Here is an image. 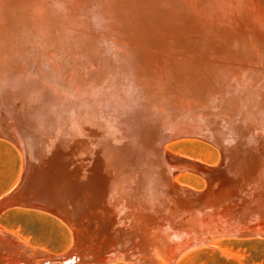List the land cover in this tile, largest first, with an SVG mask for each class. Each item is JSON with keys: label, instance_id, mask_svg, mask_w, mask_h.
<instances>
[{"label": "rangeland", "instance_id": "obj_1", "mask_svg": "<svg viewBox=\"0 0 264 264\" xmlns=\"http://www.w3.org/2000/svg\"><path fill=\"white\" fill-rule=\"evenodd\" d=\"M224 1L264 37V0ZM5 2L10 12L0 37V264H208L221 257L264 264L252 256L264 255V99L261 104L256 90L264 64L198 49L193 30L203 16L181 0ZM155 62L165 66V82ZM211 82L217 91L206 96ZM91 107L97 115H89ZM172 114L178 115L170 122L177 124L173 132L166 117ZM138 163H158V170L147 172L157 179L127 191L116 183L117 171Z\"/></svg>", "mask_w": 264, "mask_h": 264}, {"label": "bare ground", "instance_id": "obj_2", "mask_svg": "<svg viewBox=\"0 0 264 264\" xmlns=\"http://www.w3.org/2000/svg\"><path fill=\"white\" fill-rule=\"evenodd\" d=\"M5 1H9V0H0V37L3 35V29L4 28H6V27H9V20L7 21V19H8V16H9V9H8V7L6 8V4H8L7 2H5ZM12 1V0H11ZM181 2L182 3H184L185 5H186V7H191V8H193L195 11H194V13H196V15L197 16H203V18H201L200 19V22H199V24L198 25H195L194 26V33H196V34H198V37H197V39H196V45H197V47H198V49H200V50H205L206 52H214V53H217V54H221L222 52H226V53H228V51H230V52H234V53H236V55L234 56L235 58V61H239V59H240V56L241 57H243L244 59H246V61L247 62H249L250 64H254V63H256L257 61H259L260 60V62H262L263 64H264V37L261 35V33H260V31L255 27V25L254 24H252V23H250L249 21H247V20H245V18L243 17V15H242V12H241V10L240 9H237V8H235L234 6H232L228 1H224V0H208V1H201V0H181ZM2 7H4V8H2ZM168 16V18L171 20V18H170V15H167ZM40 18V17H39ZM113 40V39H112ZM51 53V52H50ZM49 53V54H50ZM229 54V53H228ZM4 57H6V56H4ZM49 57V56H48ZM48 57L46 58V59H48ZM7 58V57H6ZM2 59V58H1ZM33 59V58H32ZM2 61V60H1ZM4 61V60H3ZM10 61V60H9ZM8 61V59H7V62L8 63H10ZM15 61V60H14ZM37 61V60H36ZM6 62V63H7ZM16 62H18V61H16ZM12 63V62H11ZM36 63V62H35ZM156 64H154L155 66H156V68H159V71H160V74L164 77L163 78V81L165 82L166 80V74H162V73H164L165 72V70L166 69H164L165 68V66L163 65V64H157V62H155ZM1 64V63H0ZM3 64V63H2ZM3 65H5V64H3ZM15 64H13V66H14ZM6 66V65H5ZM1 67V66H0ZM4 67V66H3ZM2 67V68H3ZM7 67H9V65L7 66ZM7 67H6V69H7ZM16 67H17V65H16ZM2 68H0V69H2ZM19 68V67H18ZM32 68V67H31ZM5 69V68H4ZM3 69V70H4ZM2 70V71H3ZM7 71H9L8 69H7ZM7 71H6V73H7ZM9 72H11V71H9ZM98 73V77L99 78H101L102 77V73H100V71H97ZM166 73V72H165ZM71 74V73H70ZM115 74V73H114ZM5 75V74H4ZM11 75V74H10ZM19 75V74H18ZM33 76V75H32ZM115 76V75H114ZM178 76H180V75H178ZM8 77V76H7ZM12 77V76H11ZM18 77V76H17ZM36 77V76H35ZM69 77V76H68ZM110 77V76H109ZM19 78H21V77H19ZM30 78V77H29ZM57 78V77H56ZM62 78V77H61ZM158 78V77H157ZM2 79V78H1ZM10 79V78H9ZM22 79H23V77H22ZM21 79V80H22ZM174 79V78H173ZM244 79H248V77H247V75L244 77ZM16 80V79H15ZM19 80V79H18ZM29 80V79H28ZM27 80V81H28ZM38 80V79H37ZM40 80V79H39ZM70 80V79H69ZM106 80V79H105ZM127 80V79H126ZM129 80V79H128ZM259 80H260V82L261 83H259L258 84V86H256V90L258 91V93H261V95L259 96V97H261L260 98V103L262 104L263 103V99H264V72H262V74H261V76H260V78H259ZM22 81H24V80H22ZM36 81V80H35ZM84 81V80H83ZM106 81H109V79H107ZM131 81V80H130ZM150 81V80H149ZM178 81V80H177ZM212 81V80H211ZM4 82H5V80H4ZM9 82V81H8ZM17 82V81H16ZM26 82V81H25ZM25 82H24V84H25ZM30 82V81H29ZM59 82V81H58ZM77 82V81H76ZM93 82V81H92ZM96 82V81H95ZM7 83V82H6ZM20 83V82H19ZM27 84H28V82H26ZM44 83V82H43ZM73 83V82H72ZM78 83V82H77ZM102 83V82H101ZM105 83H107V82H105ZM132 83V82H131ZM8 84V83H7ZM11 84V83H10ZM35 83H33L32 84V86L34 85ZM71 84V83H70ZM90 84V83H89ZM88 84V88L91 86V84L89 85ZM134 84V83H133ZM164 84V83H163ZM162 83H161V85H163ZM6 85V84H5ZM12 85V84H11ZM13 85H14V83H13ZM18 85V84H17ZM16 85V86H17ZM20 85V84H19ZM45 85V84H44ZM44 85H42V86H44ZM49 85V84H48ZM68 85V84H67ZM75 85H76V83H75ZM79 85V84H78ZM100 85V81L97 83V86H99ZM8 86V85H7ZM30 86H31V84H30ZM30 86L28 87V85H27V87L28 88H30ZM31 86V87H32ZM35 86V85H34ZM71 86V85H70ZM144 86V85H143ZM173 86H174V88H180L181 89V86H179V85H176V84H173ZM12 87H14V86H12ZM21 87V86H20ZM45 87V86H44ZM43 87V88H44ZM48 87V86H47ZM52 87V86H51ZM50 87V88H51ZM68 87H69V85H68ZM6 88V87H5ZM18 88V87H17ZM16 88V89H17ZM22 88H24V85H23V87ZM21 88V89H22ZM34 87H32L31 89H33ZM42 88V87H41ZM43 88H42V90H43ZM52 88H56V87H52ZM97 87H93V89H96ZM100 88V87H99ZM141 88V87H140ZM3 89V88H2ZM7 89H8V87H7ZM6 89V90H7ZM15 89V88H14ZM15 89V90H16ZM26 90H27V88H25ZM25 89H22V90H25ZM49 89V88H48ZM59 89H61V88H59ZM59 89H57V91H59ZM64 89V88H63ZM67 89H69V91H70V88H67ZM75 89V88H74ZM77 89V88H76ZM86 90H87V87L85 88ZM85 89H82V90H85ZM92 88L89 90V91H91V90H93ZM98 89V88H97ZM103 89V88H102ZM14 90V91H15ZM21 90V91H22ZM34 90V89H33ZM53 90V89H52ZM79 90H81V89H79ZM99 90V89H98ZM110 90V89H109ZM112 90V89H111ZM110 90V91H111ZM214 90H216L215 89V87L213 86V82H211L210 84H209V86H208V88H207V92H206V96H209L212 92L214 93L215 91ZM7 91H9V89L7 90ZM4 92V93H8V92ZM56 91V94H58V92ZM64 91H65V89H64ZM78 91V90H77ZM108 91V90H107ZM113 91H114V89H113ZM217 91V90H216ZM17 92H20V89H19V91H17L16 90V93L15 94H17V96H18V94L19 93H17ZM25 92V91H24ZM32 92V91H31ZM41 92H43V91H41ZM61 92H63V91H61ZM60 92V93H61ZM83 92V91H82ZM81 92V93H82ZM88 91H86V93H87ZM13 93V92H12ZM26 93H28V92H26ZM67 93V95H68V92H66ZM80 93V92H79ZM80 93V94H81ZM84 93V92H83ZM99 93V92H98ZM257 93V94H258ZM10 94H11V91H10ZM32 94H33V92H32ZM55 94V95H56ZM63 94H64V92H63ZM70 94H71V92H70ZM104 94V93H103ZM108 94V93H107ZM256 94V96H257V98H258V95ZM28 95V94H27ZM42 95V94H41ZM51 95V94H50ZM62 95V94H61ZM73 95V94H72ZM71 95V96H72ZM95 95V94H94ZM100 95V94H99ZM109 95V94H108ZM122 95V94H121ZM199 95V94H198ZM213 95V94H212ZM226 95V94H225ZM36 96H38V94L36 95ZM64 96V95H63ZM76 96V95H75ZM82 96V95H81ZM86 96H89V95H86ZM116 96V95H115ZM163 96V95H162ZM188 96V95H187ZM190 96H191V98L193 99V100H196L197 98H195L194 96H197V95H194V94H190ZM228 96V95H227ZM19 97V96H18ZM28 97V96H27ZM69 97V96H68ZM96 97V96H95ZM164 97H165V99L167 98V95H164ZM14 98H15V96H14ZM17 98V97H16ZM36 98V97H35ZM70 98V97H69ZM105 99V96L104 97H102V99ZM110 98V97H109ZM111 98H112V96H111ZM113 98H114V96H113ZM202 98V97H201ZM200 98V99H201ZM85 99H86V97H85ZM94 99V98H93ZM117 99H119V98H117ZM125 99V98H124ZM164 99V98H163ZM162 99V100H163ZM199 99V100H200ZM229 99V98H228ZM28 100H33V99H28ZM53 100V99H52ZM64 100V99H63ZM67 100V99H66ZM90 100V99H89ZM99 99H97V101H98ZM105 100H107V99H105ZM109 100V99H108ZM112 99H110V101H111ZM114 100V99H113ZM161 100V101H162ZM10 101V100H9ZM54 101V100H53ZM115 101H116V99H115ZM164 101V100H163ZM249 101V100H248ZM33 102H35L34 100H33ZM40 102V101H39ZM44 102V101H43ZM62 102V101H61ZM65 102H68V101H65ZM70 102V101H69ZM77 102V101H76ZM91 102V101H90ZM98 102H100V101H98ZM105 102H107V101H105ZM243 102V101H242ZM7 103V102H6ZM32 103V102H31ZM37 103V102H36ZM41 103V102H40ZM96 103V102H95ZM119 103H120V101H119ZM155 103V102H154ZM153 103V104H154ZM157 103V102H156ZM206 103V102H205ZM204 103V104H205ZM252 103H253V101L251 102V103H249V104H251L252 105ZM28 104H30V103H28ZM45 104V103H44ZM98 104V103H97ZM96 104V105H97ZM100 104V103H99ZM98 104V105H99ZM107 104V103H106ZM116 104V103H115ZM114 104V105H115ZM124 104V103H123ZM197 104V103H196ZM13 105V104H12ZM26 105V104H25ZM35 105V104H34ZM60 105V104H59ZM69 105V104H68ZM67 105V106H68ZM72 105H75V104H72ZM118 105V104H117ZM41 106H42V104H41ZM47 106H51V105H47ZM55 106V105H54ZM77 106V105H76ZM75 106V107H76ZM88 106V105H87ZM91 106H93V105H91ZM207 106V105H206ZM226 106V105H225ZM57 107V106H56ZM61 107V106H60ZM59 107V108H60ZM63 107H65V106H63ZM75 107H73V108H75ZM94 107V106H93ZM93 107H91L90 108V110L93 108ZM97 107V106H96ZM148 107V106H147ZM210 107V106H209ZM254 107H256V105L254 106ZM27 108L28 109H30V107H29V105H27ZM67 108H69V107H67ZM79 108V107H78ZM83 108H84V105H83ZM82 108V109H83ZM87 108V107H86ZM211 108V107H210ZM220 108V107H219ZM225 108V107H224ZM242 108V107H241ZM263 109H264V106L262 107ZM39 109V108H38ZM43 109V108H42ZM52 109V108H51ZM55 109V108H54ZM58 109V108H57ZM71 109V108H70ZM85 109V108H84ZM115 109V108H114ZM215 109V108H214ZM32 110V109H31ZM59 110H61V109H59ZM65 110V109H64ZM67 110V109H66ZM75 110V109H74ZM73 110V111H74ZM86 110H88V108L86 109ZM213 110V109H212ZM225 110V109H224ZM40 111V110H39ZM52 111H53V109H52ZM55 111V110H54ZM63 111V110H62ZM71 111V110H70ZM79 111H80V109H79ZM81 111H83V110H81ZM92 111V110H91ZM90 111V113H89V115L91 114V113H96V111L95 112H91ZM106 111V110H105ZM232 111V110H231ZM236 111V110H235ZM88 112V111H87ZM103 112V111H102ZM237 112V111H236ZM247 112V111H246ZM29 113V112H28ZM33 113V112H32ZM37 113H39L38 111H37ZM36 113V114H37ZM41 113V112H40ZM49 113V112H48ZM207 113H209V112H207ZM218 113H219V111H218ZM26 114V113H25ZM80 114V113H79ZM78 114V115H79ZM105 114V113H104ZM113 114H115V113H113ZM215 114V113H214ZM13 115V114H12ZM24 115V114H23ZM42 115V114H41ZM50 115V114H49ZM66 115V114H65ZM65 115H64V117H65ZM88 115V116H89ZM95 115H97V113L95 114ZM119 115V114H118ZM213 115V114H212ZM226 115V114H225ZM15 116V115H14ZM45 116H46V114H45ZM51 116H53V117H56L57 116V114H55V115H51ZM85 116V115H84ZM87 116V115H86ZM85 116V117H86ZM109 116V115H108ZM116 116V115H115ZM114 116V117H115ZM147 116V115H146ZM176 116H178L177 114L175 115V114H172V116L171 117H169V116H166L167 118H169V119H167L169 122H167V126H168V129H170V131L171 132H173L174 130L176 131V129H177V124H174V126H172V124L170 123V122H176L177 120H178V118L176 117ZM233 116V115H232ZM241 116V115H240ZM248 116V115H247ZM24 117H26L25 115H24ZM28 117V116H27ZM26 117V118H27ZM96 117V116H95ZM98 117V116H97ZM110 117V116H109ZM136 117H137V115H136ZM151 117H152V115H151ZM184 117H186V115L184 116ZM214 117V116H213ZM245 117V116H244ZM30 118H31V116H30ZM99 118V117H98ZM101 118V117H100ZM111 118V117H110ZM113 118V117H112ZM116 119H118L117 117H115ZM145 118V117H144ZM155 118V117H154ZM177 118V119H176ZM253 118V117H252ZM40 119V118H39ZM54 119V118H53ZM103 119H105V118H103ZM143 119V118H142ZM181 119H183V117L181 118ZM244 119V118H243ZM242 119V120H243ZM248 119H251V118H248ZM256 119V118H255ZM28 120V119H27ZM55 120V119H54ZM58 120V117L56 118V121ZM72 120V119H71ZM108 120V119H107ZM148 120V119H147ZM164 120V119H163ZM189 120V118H184V121L185 122H187ZM205 120H207V119H205ZM241 120V121H242ZM245 120V119H244ZM253 120V119H252ZM29 122H30V120H28ZM35 121V120H34ZM37 121H38V119H37ZM59 121H61V119L59 120ZM59 121H58V123H59ZM101 121V120H100ZM123 121V120H122ZM150 121H152V120H150ZM165 121V120H164ZM229 121H231V120H229ZM247 121H249V120H247ZM51 123H53L54 121L53 120H51L50 121ZM68 122H70V121H68ZM103 122H104V120H103ZM107 122H109V121H107ZM137 123H138V121H136ZM149 122V121H148ZM157 122V121H156ZM202 122V121H201ZM39 123V122H38ZM97 123V122H96ZM120 123V122H119ZM123 123V122H122ZM158 123V122H157ZM178 123V122H177ZM189 123V122H188ZM199 123V122H198ZM234 123V122H233ZM40 124V123H39ZM55 124V123H54ZM60 124V123H59ZM94 124V123H93ZM92 124V125H93ZM125 124V123H124ZM134 124V123H133ZM143 124V123H142ZM184 124V123H183ZM203 124H205V123H203ZM35 125V124H34ZM41 125H44L43 123L41 124ZM47 125V124H46ZM61 125H62V123H61ZM95 125V124H94ZM123 125V124H122ZM126 125V124H125ZM132 125V124H131ZM144 125V124H143ZM149 125H150V123H149ZM208 125V124H207ZM206 125V126H207ZM57 126V125H56ZM65 126V125H64ZM66 126H67V124H66ZM89 126H91V125H89ZM112 126V125H111ZM135 126H136V123H135ZM138 126V125H137ZM146 126V125H145ZM156 126V125H155ZM155 126H151V127H154L155 128ZM160 126V125H159ZM205 126V127H206ZM210 126V125H209ZM244 126V125H243ZM248 126V125H247ZM49 127V126H48ZM63 127V126H62ZM102 127V126H101ZM150 127V126H149ZM174 127V128H173ZM211 127V126H210ZM209 127V129H211ZM66 127H64V129H65ZM90 128V127H89ZM93 127H91V129H92ZM99 128V127H98ZM110 128V127H109ZM127 128H129L128 126H127ZM131 128H132V126H131ZM137 128V127H136ZM154 128H153V131H154ZM159 128V127H158ZM176 128V129H175ZM242 128V127H241ZM247 128V127H246ZM251 128V127H250ZM258 129H259V126L257 127ZM263 128V127H262ZM72 129V128H71ZM82 129V128H81ZM95 129V128H94ZM97 129V128H96ZM100 129V128H99ZM135 129V128H134ZM145 129H147V128H145ZM151 129V128H150ZM243 129V128H242ZM257 129V130H258ZM60 130V129H59ZM67 130V129H66ZM65 130V131H66ZM84 130V129H83ZM89 130V129H88ZM98 130V129H97ZM101 130H103V129H100L99 131L101 132ZM128 130V129H127ZM149 130V129H148ZM227 130H228V128H227ZM244 130V129H243ZM242 130V131H243ZM250 130H252V129H250ZM256 130V131H257ZM55 131V130H54ZM53 131V132H54ZM57 131V130H56ZM72 131V130H71ZM86 131V130H85ZM144 131H147V130H144ZM143 131V132H144ZM213 131V130H212ZM217 131V130H216ZM245 131H247V130H245ZM83 132V131H82ZM88 132V131H87ZM100 132H99V134H100ZM117 132V131H116ZM129 132V131H128ZM142 132V133H143ZM241 132V131H240ZM239 132V133H240ZM249 132V131H248ZM55 133V132H54ZM80 132H78V134H79ZM89 133V132H88ZM87 133V134H88ZM109 134V132L107 131V132H105V134ZM130 133H131V131H130ZM134 133V132H133ZM242 133V132H241ZM250 133V132H249ZM253 133H255V131L253 132ZM252 133V134H253ZM257 133V132H256ZM255 133V134H256ZM261 133V132H260ZM259 133V134H260ZM263 133H264V131H263ZM263 133H261V134H263ZM89 134H92L93 135V133H89ZM113 134V132L110 134V137L109 136H107V137H109V138H111V135ZM117 134V133H116ZM116 134L114 133V135L116 136ZM119 134V133H118ZM128 134V133H127ZM126 134V135H127ZM148 134V133H147ZM153 134V133H152ZM154 134L156 135V132H154ZM221 134V133H220ZM258 134V133H257ZM66 135V134H65ZM85 135V134H84ZM102 135V134H101ZM121 136L123 135V134H120ZM131 135V134H130ZM144 136H145V132H144V134H143ZM159 135V134H158ZM74 136V135H73ZM76 136V135H75ZM90 136V135H89ZM98 136V135H97ZM103 136V135H102ZM125 136V135H124ZM137 137L138 135H134V137ZM150 136H151V134H150ZM225 136H226V134H225ZM231 136V135H230ZM262 136V135H261ZM71 137V136H70ZM92 137H94V135L92 136ZM101 136H99V138H100ZM167 137V136H166ZM228 137V136H227ZM241 137V136H240ZM243 137H244V134H243ZM243 137H241V138H239V139H243ZM249 137V136H248ZM253 137H255V135H253ZM256 137H258L257 135H256ZM78 138V137H77ZM95 138V137H94ZM94 138H92L93 139V141L95 140ZM104 138H106L105 136H104ZM103 138V139H104ZM113 138V137H112ZM127 138H130V137H128L127 136ZM138 138V137H137ZM232 139H233V137H231ZM237 138H238V136H237ZM53 139V138H52ZM57 139V138H56ZM62 139V138H61ZM64 139V138H63ZM106 139H108V138H106ZM114 139V138H113ZM117 138H115V140H116ZM120 138H118L117 140H119ZM124 139H126V138H124ZM133 138H131V140H132ZM147 139V138H146ZM150 139V138H149ZM149 139H147V140H149ZM173 139V138H172ZM217 139V138H216ZM249 139V138H248ZM121 140V139H120ZM119 140V141H120ZM136 140V139H135ZM138 140V139H137ZM136 140V141H137ZM222 140H224V139H222ZM234 140V139H233ZM232 140V141H233ZM250 140V139H249ZM58 141V140H57ZM90 141H92V140H90ZM103 141V140H102ZM105 141V140H104ZM107 141V140H106ZM105 141V142H106ZM123 141V140H122ZM122 141H120V142H122ZM127 141V140H126ZM130 141V140H129ZM133 141V140H132ZM135 141V142H136ZM143 141H146L145 139L143 140ZM142 141V142H143ZM59 142V141H58ZM85 142H87V141H85ZM96 142V141H95ZM104 142V143H105ZM108 142L110 143V141L108 140ZM134 142V141H133ZM133 142H131L132 143V145H133ZM149 142V141H148ZM220 142V141H219ZM223 142V141H222ZM236 142V141H235ZM240 142V141H239ZM241 142H242V140H241ZM244 142V141H243ZM247 142V141H246ZM48 143H49V141L48 142H46V144L48 145ZM83 143V142H82ZM93 143V142H92ZM104 143H102L103 145H105V146H107L106 145V143L104 144ZM112 143V146L114 145L113 143V141L111 142ZM119 143V142H118ZM127 143V142H126ZM145 143V142H144ZM215 143V142H214ZM245 143V142H244ZM243 143V144H244ZM54 144V143H53ZM102 144H100V145H102ZM115 144H116V142H115ZM128 144V143H127ZM135 144V143H134ZM147 144V143H146ZM165 144V143H164ZM236 144H237V142H236ZM242 144V143H241ZM76 145V144H75ZM78 145V144H77ZM83 145H85V144H83ZM88 145H89V142H88ZM92 145H94V144H91V146ZM117 145V144H116ZM118 145H121V144H118ZM150 145H152L151 143H150ZM82 146V145H81ZM80 146V147H81ZM115 146V145H114ZM122 146H124V145H122ZM127 147H128V145H126ZM129 146H131L130 144H129ZM222 146V145H221ZM232 146H233V144H232ZM239 146V145H238ZM243 147L245 146V145H242ZM86 147V146H85ZM102 147V146H101ZM110 147V146H109ZM108 146H107V148H109ZM162 147V146H161ZM258 147V146H257ZM100 148V147H99ZM105 148V147H104ZM130 148V147H129ZM227 148H229V147H227ZM246 148H248V147H246ZM245 148V149H246ZM86 149V148H85ZM94 149V148H93ZM102 149H103V147H102ZM156 150H158L157 148H155ZM233 149H234V147H233ZM255 149H256V147H255ZM262 149V148H261ZM264 149V148H263ZM98 150V149H97ZM110 150V149H109ZM111 150H113V149H111ZM117 150V149H116ZM126 150V149H125ZM132 150V149H131ZM243 150H244V148H243ZM248 150V149H247ZM99 151V150H98ZM98 151H97V154H94L95 156L94 157H97L98 155H100V154H98ZM101 151V150H100ZM105 151V150H104ZM103 151V152H104ZM107 151V150H106ZM113 151H115V150H113ZM112 151V152H113ZM260 151V150H259ZM102 152V153H103ZM118 152V151H117ZM123 152V151H122ZM126 152V151H125ZM245 152H247V151H245ZM248 152H249V150H248ZM263 152H264V150H263ZM94 153V152H93ZM101 153V152H100ZM105 153H107V152H105ZM257 153V152H256ZM109 154V153H108ZM159 154V153H158ZM228 154V153H227ZM233 154V153H232ZM253 154H254V152H253ZM92 155V154H91ZM97 155V156H96ZM105 155V154H104ZM145 155V154H144ZM238 155V154H237ZM257 155H258V153H257ZM256 155V156H257ZM260 155V154H259ZM261 155H262V153H261ZM113 156V155H112ZM230 156V155H229ZM249 156H250V154H249ZM106 157V156H105ZM161 157V156H160ZM246 157V156H245ZM251 157V156H250ZM253 157H255L254 155H253ZM93 158V157H92ZM144 160H145V158L144 157H142ZM246 158H248V157H246ZM252 158V157H251ZM262 160H263V158L262 157H260ZM134 159V158H133ZM260 159V160H261ZM139 160V159H138ZM137 160V161H138ZM152 160V159H151ZM161 160H162V157H161ZM256 160V159H255ZM103 161V160H102ZM124 161V160H123ZM150 161V160H149ZM156 161V160H155ZM134 162V161H133ZM139 162V161H138ZM144 162V161H143ZM145 162H146V160H145ZM151 162V161H150ZM162 162V161H161ZM120 163V162H119ZM155 163V162H154ZM254 163V162H253ZM107 164V163H106ZM121 164H123V163H121ZM143 164V165H142ZM141 165L138 163V164H128V165H120L121 166V168H119V170L120 171H117V172H119V178L118 177H116V178H118V179H116L115 178V180H116V183L119 185V186H121L122 188H124V189H126L127 191H128V188H130V185H132V187L133 188H137L138 189V187L140 186V185H143V184H145L146 182H147V180L148 181H152V179L153 180H155V179H157V177H154V176H152L151 177V175H148V173L147 172H153L154 173V171H156V165L158 164H153V165H155V167L154 166H150V165H144V163H142ZM258 164V163H257ZM256 164V165H257ZM158 166V165H157ZM119 167V166H118ZM160 167V166H159ZM158 167V168H159ZM219 167V166H218ZM161 169V168H160ZM111 170H112V168H111ZM116 170H118V169H116ZM158 170V169H157ZM113 171V170H112ZM142 171H143V173H144V171H145V173L146 174H143L142 173ZM237 171V170H236ZM253 171V170H252ZM252 171H251V173H252ZM140 172H141V174H140ZM208 172V171H207ZM223 172V171H222ZM122 173V174H121ZM160 173V172H159ZM210 173V172H209ZM210 174H212V173H210ZM231 174V173H230ZM229 174V175H230ZM242 174V173H241ZM253 174V173H252ZM260 174H261V172H260ZM58 175V174H57ZM245 175V174H244ZM54 176V175H53ZM52 176V177H53ZM139 176H141V179L139 180L138 179V177ZM158 178L160 179V177H163L164 178V175H160V174H158ZM242 176V175H241ZM167 177V176H166ZM215 177V176H214ZM111 178H113V177H111ZM162 178V179H163ZM251 178H253V177H251ZM161 179V180H162ZM224 179V178H223ZM155 182V181H154ZM155 184V183H154ZM160 185H161V183H160ZM144 186H147V184L146 185H144ZM143 186V187H144ZM142 187V188H143ZM155 187H160L159 186V184H156L155 185ZM118 188V187H117ZM144 189V188H143ZM142 189V190H143ZM247 189V188H246ZM141 190V189H140ZM148 190V189H147ZM144 191V190H143ZM160 191H162V186H161V190ZM164 191V190H163ZM162 191V192H163ZM247 191V190H246ZM147 191L145 190V193H146ZM147 193H149V192H147ZM146 193V194H147ZM144 194V193H143ZM86 195V194H85ZM153 195V194H152ZM247 195V194H246ZM249 195V194H248ZM117 196V195H116ZM146 196V195H145ZM147 196H149V194L147 195ZM147 196H146V198H147ZM151 196V195H150ZM154 196V195H153ZM211 196V195H210ZM247 197V196H246ZM71 198V197H70ZM130 198V197H129ZM151 198H152V196H151ZM193 198V197H192ZM210 198V197H209ZM121 199V198H120ZM208 199V198H207ZM251 199V198H250ZM254 199H256V198H254ZM253 199V200H254ZM126 200V199H125ZM147 200V199H146ZM153 200V199H152ZM7 201V200H6ZM154 201V200H153ZM135 202V201H134ZM148 202H150V200H148ZM159 202V201H158ZM167 202V201H166ZM193 202V201H192ZM252 202V201H251ZM154 203V202H153ZM254 203V202H253ZM231 204V203H230ZM5 205V204H4ZM6 205H7V203H6ZM5 205V206H6ZM148 205H150V204H148ZM234 205H237V204H234ZM241 205V204H240ZM4 206V207H5ZM157 206V205H156ZM186 206V205H185ZM253 207V206H252ZM143 208V207H142ZM153 208V207H152ZM162 208V207H161ZM2 209V208H1ZM165 209V208H164ZM188 211V210H187ZM254 212V211H253ZM138 213V212H137ZM154 213V212H153ZM156 213V212H155ZM176 214H177V212H175ZM255 213H257V212H255ZM258 214V213H257ZM254 215V214H253ZM171 216V215H170ZM155 217V216H154ZM180 217V216H179ZM173 218V217H172ZM176 218V217H175ZM181 221V220H180ZM227 221V220H226ZM229 221V220H228ZM227 221V222H228ZM175 222V221H174ZM255 222V221H254ZM170 223V222H169ZM183 223V222H182ZM181 223V224H182ZM232 223V222H231ZM175 224H177V223H175ZM184 224V223H183ZM230 224V223H229ZM186 225V224H185ZM184 225V226H185ZM177 226V225H176ZM201 226V225H200ZM224 226V225H223ZM233 226H234V224H233ZM232 226V227H233ZM240 226V225H239ZM187 227V226H186ZM234 228V227H233ZM200 229V228H199ZM202 229V228H201ZM220 229V228H219ZM232 229V228H231ZM230 229V230H231ZM204 230H205V228H204ZM215 230V229H214ZM238 230V229H237ZM237 230H234V231H236L237 232ZM262 230V229H261ZM205 231H208V229L207 230H205ZM217 231V230H216ZM220 231V230H219ZM218 231V232H219ZM212 233V232H211ZM202 234V233H201ZM210 234V233H209ZM209 234H208V236H209ZM232 234V233H231ZM201 243V242H200ZM6 255V254H5ZM6 258V257H5ZM18 258V257H17Z\"/></svg>", "mask_w": 264, "mask_h": 264}, {"label": "trees", "instance_id": "obj_3", "mask_svg": "<svg viewBox=\"0 0 264 264\" xmlns=\"http://www.w3.org/2000/svg\"><path fill=\"white\" fill-rule=\"evenodd\" d=\"M9 148H10V146H9ZM259 242L264 243V240H262V241L259 240ZM252 256H253V260L264 263V255H262V254L259 255V254L252 251ZM208 264H237V263L233 262V261H228L227 259L221 257L217 262H209Z\"/></svg>", "mask_w": 264, "mask_h": 264}, {"label": "water", "instance_id": "obj_4", "mask_svg": "<svg viewBox=\"0 0 264 264\" xmlns=\"http://www.w3.org/2000/svg\"><path fill=\"white\" fill-rule=\"evenodd\" d=\"M63 262H64V256H60L59 260H58V263H63Z\"/></svg>", "mask_w": 264, "mask_h": 264}]
</instances>
